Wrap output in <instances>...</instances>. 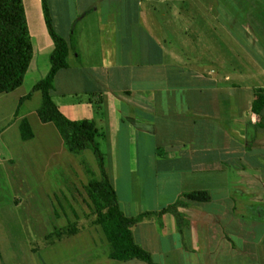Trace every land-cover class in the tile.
<instances>
[{
  "label": "crops",
  "instance_id": "obj_1",
  "mask_svg": "<svg viewBox=\"0 0 264 264\" xmlns=\"http://www.w3.org/2000/svg\"><path fill=\"white\" fill-rule=\"evenodd\" d=\"M22 3L32 57L22 85L0 93V264H118L100 224L49 244L27 235L20 188L11 182L15 165L39 159L50 204L45 212L32 200L30 216L53 213L59 227L90 212L80 158L96 178L100 171L92 150L71 154L54 124L35 123L26 100L19 104L48 72L54 47L42 0ZM47 6L69 48L52 100L68 119L97 127L119 209L135 216L183 201L179 217L165 212L136 223V244L157 264H264V107L252 111L255 90L264 92V0ZM22 118L33 131L27 140L19 135ZM196 191L209 198L183 196Z\"/></svg>",
  "mask_w": 264,
  "mask_h": 264
},
{
  "label": "trees",
  "instance_id": "obj_2",
  "mask_svg": "<svg viewBox=\"0 0 264 264\" xmlns=\"http://www.w3.org/2000/svg\"><path fill=\"white\" fill-rule=\"evenodd\" d=\"M42 8L44 20L54 44L49 55L50 67L46 75L19 99V104L29 99L33 92L39 91L41 102L36 109L39 120L54 124L65 148L71 154L80 156L85 149L92 150L100 171V178H96L86 160L80 158V165L88 176L87 182L83 184V189L90 201V212L81 219L68 222L65 226L53 225L52 230L45 234L43 239L46 244L53 243L88 225L100 224L111 245L110 257L112 259L119 261L138 259L147 264H157L152 260L150 253L134 241L133 227L151 214L173 212L176 217H179L176 208L183 204V201L178 199L158 211L142 212L135 216H126L119 209L118 196L98 146L99 131L97 127L92 122L68 119L52 100L50 92L53 88V80L58 70L68 66L69 48L66 41L56 34L52 27L47 0H42ZM31 57L32 44L22 0H0V93L11 92L22 85ZM254 93L252 111L258 113L264 107V92L256 89ZM17 114L16 110L14 116ZM19 135L21 140L33 137V131L25 118L19 122ZM183 196L193 201L209 198L203 191L191 192ZM178 226H181L180 223ZM35 249L36 246H33L32 250Z\"/></svg>",
  "mask_w": 264,
  "mask_h": 264
},
{
  "label": "rangeland",
  "instance_id": "obj_3",
  "mask_svg": "<svg viewBox=\"0 0 264 264\" xmlns=\"http://www.w3.org/2000/svg\"><path fill=\"white\" fill-rule=\"evenodd\" d=\"M20 92L22 91L19 90L16 92V94H20ZM27 100H26L27 105L24 106V108H27L29 111H33L30 115L31 119L35 121V123H40V120L35 112L41 102L40 93L38 92L36 96H33L31 101H27ZM51 126L53 125L51 124ZM56 134L58 135V133ZM26 161L27 160L20 161L17 165H15L14 169L10 172L11 182H12V185H17L20 188L19 194L22 200L19 203V207H20V212L22 213L24 217L23 219H24V225H25L27 235L30 240L41 242V240L43 239V235L50 232L52 230L53 225L58 226L60 222L56 221V219L51 216L53 215V213H50V215L48 214L49 216L48 218L46 219L43 218L40 221L39 220L35 221L34 218L30 216V213L32 215V212H31L32 210L29 207V203L32 200L40 199L39 203L42 204L43 206L42 209H44L45 212L47 211L46 208L47 207L49 208L50 202L48 201L47 198H44V196L41 194L42 188H45V187H44L43 179L41 178V173L38 170V168H40V165H41V163L38 162L39 159L36 158V164L32 163L30 160L28 162ZM46 186H47V183H46ZM32 188H35L34 189L35 191L32 190L28 198L22 197L25 193H28L27 191L29 189H32ZM50 197L52 198V196ZM54 206L56 205L54 204L53 206H51V208ZM38 212L39 211L36 209H34L33 211V213H37V214ZM118 264H147V263L144 261L138 260V259H129L126 261H120Z\"/></svg>",
  "mask_w": 264,
  "mask_h": 264
}]
</instances>
